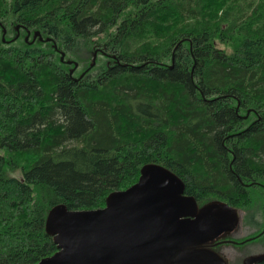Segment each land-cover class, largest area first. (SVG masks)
<instances>
[{
	"label": "trees",
	"instance_id": "obj_1",
	"mask_svg": "<svg viewBox=\"0 0 264 264\" xmlns=\"http://www.w3.org/2000/svg\"><path fill=\"white\" fill-rule=\"evenodd\" d=\"M150 163L264 218V0H0V264Z\"/></svg>",
	"mask_w": 264,
	"mask_h": 264
},
{
	"label": "water",
	"instance_id": "obj_2",
	"mask_svg": "<svg viewBox=\"0 0 264 264\" xmlns=\"http://www.w3.org/2000/svg\"><path fill=\"white\" fill-rule=\"evenodd\" d=\"M239 214L223 201L199 209L177 174L150 163L137 182L111 192L103 207H54L46 227L58 249L34 264H227L220 253L197 246L239 225ZM263 261L264 252L243 264Z\"/></svg>",
	"mask_w": 264,
	"mask_h": 264
},
{
	"label": "rangeland",
	"instance_id": "obj_3",
	"mask_svg": "<svg viewBox=\"0 0 264 264\" xmlns=\"http://www.w3.org/2000/svg\"><path fill=\"white\" fill-rule=\"evenodd\" d=\"M158 89L159 87L155 86L156 95H158L159 93ZM213 201L220 202L221 200L215 199ZM260 208V203H257L256 206H253V208L251 207L248 211L242 210L241 213L238 210L240 213L239 215L241 216L240 223L234 234H231L228 237L225 236L224 238H228L231 241L235 239L249 238L248 235L252 236L253 234L263 229L264 218L258 212V209ZM218 251H221L220 254L224 257L227 264H243L244 259L246 258V256L248 257L249 254L252 255L258 252H264V235L250 242H246L240 246L223 245Z\"/></svg>",
	"mask_w": 264,
	"mask_h": 264
},
{
	"label": "flooded vegetation",
	"instance_id": "obj_4",
	"mask_svg": "<svg viewBox=\"0 0 264 264\" xmlns=\"http://www.w3.org/2000/svg\"><path fill=\"white\" fill-rule=\"evenodd\" d=\"M197 203H198V208L199 209L208 204V202L207 203L206 202L203 203V202H201L199 200H197ZM237 227H238V225L235 228L231 229V230L222 231L214 239H210L208 242L202 243V244L198 245L197 247H199L201 249L213 250V251H216V252L220 253L221 251H218V250L223 245L240 246V245H242V244H244L246 242H250V241L255 240V239L259 238L260 236L264 235V228H263L259 232H257V234H254L251 237L248 236L249 238L235 239V240H232V241L231 240L229 241L228 238H224L225 236L228 237L231 234H234V232L237 229ZM226 239H228V240H226ZM261 253H263V252L254 253L252 255H258V254H261ZM249 255L252 256L251 254H249ZM257 264H264V261L263 262H259Z\"/></svg>",
	"mask_w": 264,
	"mask_h": 264
}]
</instances>
